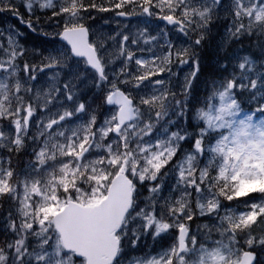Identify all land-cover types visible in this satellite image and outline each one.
<instances>
[{
	"label": "snow or ice",
	"instance_id": "obj_1",
	"mask_svg": "<svg viewBox=\"0 0 264 264\" xmlns=\"http://www.w3.org/2000/svg\"><path fill=\"white\" fill-rule=\"evenodd\" d=\"M0 14V264H264V0Z\"/></svg>",
	"mask_w": 264,
	"mask_h": 264
},
{
	"label": "rangeland",
	"instance_id": "obj_2",
	"mask_svg": "<svg viewBox=\"0 0 264 264\" xmlns=\"http://www.w3.org/2000/svg\"><path fill=\"white\" fill-rule=\"evenodd\" d=\"M2 15H4V16H9V17H12L13 18V20H14V22L13 23H7V24H15V25H18L20 28H23L24 26L23 25H19V22H18V20L15 18V17H13V16H11V15H7V14H2ZM0 21H1V19H0ZM6 24V25H7ZM2 25H3V23H2ZM5 26V25H4Z\"/></svg>",
	"mask_w": 264,
	"mask_h": 264
}]
</instances>
